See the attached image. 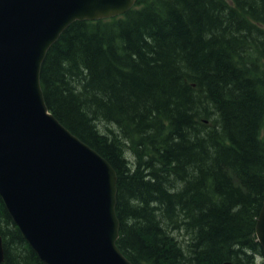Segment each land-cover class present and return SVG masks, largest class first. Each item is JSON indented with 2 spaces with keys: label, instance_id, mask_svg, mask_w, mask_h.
I'll use <instances>...</instances> for the list:
<instances>
[{
  "label": "trees",
  "instance_id": "1",
  "mask_svg": "<svg viewBox=\"0 0 264 264\" xmlns=\"http://www.w3.org/2000/svg\"><path fill=\"white\" fill-rule=\"evenodd\" d=\"M136 5L61 33L40 69L45 104L114 169L117 246L132 264H254L264 0ZM0 234L4 264H43L1 199Z\"/></svg>",
  "mask_w": 264,
  "mask_h": 264
},
{
  "label": "water",
  "instance_id": "2",
  "mask_svg": "<svg viewBox=\"0 0 264 264\" xmlns=\"http://www.w3.org/2000/svg\"><path fill=\"white\" fill-rule=\"evenodd\" d=\"M135 1L0 0V199L43 264H132L116 245L115 171L48 111L39 75L72 22L115 17ZM255 236L264 257V194Z\"/></svg>",
  "mask_w": 264,
  "mask_h": 264
},
{
  "label": "rangeland",
  "instance_id": "3",
  "mask_svg": "<svg viewBox=\"0 0 264 264\" xmlns=\"http://www.w3.org/2000/svg\"><path fill=\"white\" fill-rule=\"evenodd\" d=\"M262 258L260 256H257L255 259V264H262Z\"/></svg>",
  "mask_w": 264,
  "mask_h": 264
},
{
  "label": "bare ground",
  "instance_id": "4",
  "mask_svg": "<svg viewBox=\"0 0 264 264\" xmlns=\"http://www.w3.org/2000/svg\"><path fill=\"white\" fill-rule=\"evenodd\" d=\"M145 144V143H144ZM151 146V145H150ZM141 147V146H140ZM146 154V153H145Z\"/></svg>",
  "mask_w": 264,
  "mask_h": 264
}]
</instances>
